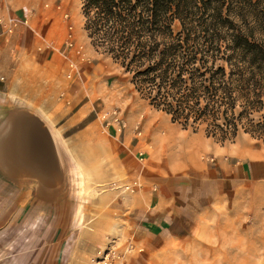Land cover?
I'll use <instances>...</instances> for the list:
<instances>
[{
  "label": "crops",
  "instance_id": "0c3cea01",
  "mask_svg": "<svg viewBox=\"0 0 264 264\" xmlns=\"http://www.w3.org/2000/svg\"><path fill=\"white\" fill-rule=\"evenodd\" d=\"M41 3L0 0V264H40L37 224L17 220L54 215V226L68 214L62 200L72 166L88 182L110 184L99 197L110 201L111 212L80 229L79 243L87 244L79 259L72 251L70 264H90L106 247L122 253L107 264L241 263L248 230L258 226L264 234V146L247 140L221 145L202 131L184 130L134 88L135 94L112 98L119 83L107 89L89 42L85 53L96 62L70 52L79 71L67 78L70 60L60 53L66 28L56 18L42 32L31 18ZM82 33L80 24L76 34ZM123 81L130 89V80ZM109 90L110 109L120 108L124 119L121 131L113 123L104 127L102 111L96 112ZM24 114L51 135L56 154L51 150L48 160L56 158L58 171L28 172L14 162L12 122ZM23 227L29 238L8 262L7 232Z\"/></svg>",
  "mask_w": 264,
  "mask_h": 264
},
{
  "label": "trees",
  "instance_id": "16d2710c",
  "mask_svg": "<svg viewBox=\"0 0 264 264\" xmlns=\"http://www.w3.org/2000/svg\"><path fill=\"white\" fill-rule=\"evenodd\" d=\"M81 14L91 46L172 123L264 145V0H81Z\"/></svg>",
  "mask_w": 264,
  "mask_h": 264
},
{
  "label": "rangeland",
  "instance_id": "374dc122",
  "mask_svg": "<svg viewBox=\"0 0 264 264\" xmlns=\"http://www.w3.org/2000/svg\"><path fill=\"white\" fill-rule=\"evenodd\" d=\"M58 5L60 6V10L57 9ZM64 13H67L69 15L70 18L69 20L73 25L75 42L78 46L82 47L81 53L85 56V61H86V58H88L87 54L85 53V48H87L86 42L90 43V40L87 39V37H85L86 33L83 30L84 19L81 14V0H42L41 7L34 9L31 18H33L34 21L37 22V25L42 26L43 28L42 32H44L45 29H47L54 22L56 18L65 29L66 24L62 19V15ZM80 24L83 31L81 38H79V36H77L76 34L78 26ZM65 33H66V29H65ZM61 49L62 46L60 47V51ZM97 52H98L97 61L101 65L102 72L103 73L106 72V74L103 76V79L107 81V89H110L113 81L119 83L117 92L116 93L112 92V95H117V96L116 97L113 96L112 98L124 99L128 95H130V93L135 94V92L133 91V86L130 82H129L130 84L128 83L130 89H124L122 85L123 84L122 82H124L123 80L126 79L128 81L130 80V75L126 74L124 70L118 64L114 63L109 56L102 54L100 51ZM88 60H90V63L96 62L95 61L96 59L93 58H88ZM111 72L113 74H111ZM107 93L109 95L110 90ZM110 97L111 96L109 95L108 98L106 99L104 98L103 106L96 107V112L102 111V113H100L99 115V118L102 120L104 127L106 125L105 119L110 120V118H108L107 116L112 114V112L114 111H117L119 113L121 112L120 108L118 107H114L115 109L113 110L110 109L109 105H111V103L107 101V100L109 101L111 100ZM117 106H120V104H117ZM260 115H264V110L260 113ZM243 140H247V142H250L255 146H264L261 142H258L252 139L249 135L240 132L235 141L242 142ZM66 162L67 165L69 166L72 165L71 164L72 160L66 158ZM70 171H71V175L73 176V177L71 176L73 181L65 185V190L68 191L69 193L68 195L66 194L67 195L66 198L62 200V202L66 203V208L69 210L68 214L66 213V215L60 217V221L56 222L54 226H52V222L54 221V215L48 216L45 214H40L38 216H33V217H31V215H24V216H20L21 217L20 220L19 219L17 220V222L37 224L38 236L40 242V246L38 247L40 264H70L71 261L70 257H72V253L74 252V250H78L77 252L79 259L81 256L80 254H82L81 252L85 251V247L87 244V243L82 244V241L79 243V239H82L80 229L83 226H90L92 223H94L97 220L101 221L103 217L102 213L111 212L110 211L111 206L109 204L110 201L106 200L103 202L101 201V197H99L100 195L104 196L105 193L110 191L111 189L110 184L88 182L85 176H83L82 174H78L76 172L74 166L70 167ZM112 217L116 219L115 214L112 215ZM64 218L65 220H63ZM65 221L69 222L71 226H63L66 224ZM259 223L260 225L264 226V221ZM102 225L105 226L104 224H101L100 226ZM258 228H259L258 226H253L251 230H248L246 245L242 246V250L244 251V257H243L244 260L239 264H264V234L261 236ZM50 229L51 230L53 229L54 233L50 235L47 239V233ZM7 233H8V240L11 241V246H12L8 250L9 252L7 259L8 261L9 258H11L13 255L18 253L17 251L22 249L23 246L22 244H25L27 242L29 238L28 235L30 234V232L26 231V227H23L22 230L20 229L13 230V231H8ZM60 240H64V242L61 243ZM98 250L101 249H97V251ZM104 250L106 252L109 250L118 257H120L119 254H122L120 251H117L116 253L115 252L116 250L110 247H106ZM97 251L94 253V255L91 256L90 264H95L94 262L93 263L91 262V259L94 256H96ZM75 260L77 259L74 258V261ZM175 264H180V263H175ZM182 264H208V263L183 262ZM214 264H225V263L215 262ZM230 264H236V263L231 262Z\"/></svg>",
  "mask_w": 264,
  "mask_h": 264
},
{
  "label": "water",
  "instance_id": "95a60500",
  "mask_svg": "<svg viewBox=\"0 0 264 264\" xmlns=\"http://www.w3.org/2000/svg\"><path fill=\"white\" fill-rule=\"evenodd\" d=\"M15 135L12 139L10 153L16 164L23 170L34 173L58 171L57 160H48L51 150L54 153V142L44 124L31 115H21L12 122Z\"/></svg>",
  "mask_w": 264,
  "mask_h": 264
},
{
  "label": "built area",
  "instance_id": "2783aa9c",
  "mask_svg": "<svg viewBox=\"0 0 264 264\" xmlns=\"http://www.w3.org/2000/svg\"><path fill=\"white\" fill-rule=\"evenodd\" d=\"M57 9L60 10V6H57ZM62 19L66 24V36L62 45V49H61V54L64 58H66L67 60H70L69 57V53L70 52H75L78 55V58L80 59L81 62L85 61V56L81 53L82 47L78 46L75 42V38H74V32H73V25L70 22V18L69 15L67 13H64L62 15ZM69 67L71 69L70 72H68L67 74V78H72L74 73H78L79 69L78 67L75 65V63H73L70 60V64ZM108 118H110V120H106V125L105 127H107L110 124H114L117 126L118 131H121L122 129H124L125 127V123H124V119L123 117L120 115L119 112L114 111L112 112V114H110L109 116H107ZM114 258H119L117 257V255H115L114 253H112L111 251H105V250H98L96 256H94L91 259V262L95 263V264H106L108 263L110 260H113Z\"/></svg>",
  "mask_w": 264,
  "mask_h": 264
}]
</instances>
